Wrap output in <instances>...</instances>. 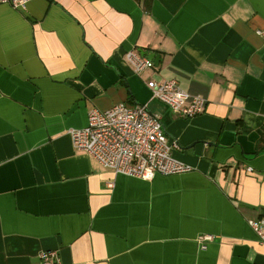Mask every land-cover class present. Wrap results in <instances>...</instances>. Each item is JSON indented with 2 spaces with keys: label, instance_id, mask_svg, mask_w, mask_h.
I'll return each instance as SVG.
<instances>
[{
  "label": "crops",
  "instance_id": "1",
  "mask_svg": "<svg viewBox=\"0 0 264 264\" xmlns=\"http://www.w3.org/2000/svg\"><path fill=\"white\" fill-rule=\"evenodd\" d=\"M258 30L264 0L0 1V264H264ZM132 50L158 65L137 76ZM169 80L203 114L152 99ZM117 104H148L192 171L145 181L77 151L69 130Z\"/></svg>",
  "mask_w": 264,
  "mask_h": 264
},
{
  "label": "built area",
  "instance_id": "2",
  "mask_svg": "<svg viewBox=\"0 0 264 264\" xmlns=\"http://www.w3.org/2000/svg\"><path fill=\"white\" fill-rule=\"evenodd\" d=\"M0 1L21 10L29 0ZM256 34L264 39V30H258ZM126 59L137 76L155 67L151 59L136 50L129 51ZM147 87L152 99L165 104L183 118L197 117L205 110V99L189 95L176 80L149 81ZM69 135L77 151L89 154L117 176L151 181L156 176H176L192 171L191 167L173 157L176 144L169 143L160 118L150 110L148 104H117L105 111L94 108L89 112L87 126L71 129ZM113 187L114 183L108 184V188ZM248 225L258 242L264 245V219L249 220ZM212 239L210 235H203L199 237V242ZM40 259L41 264H61L58 251L43 252Z\"/></svg>",
  "mask_w": 264,
  "mask_h": 264
},
{
  "label": "water",
  "instance_id": "3",
  "mask_svg": "<svg viewBox=\"0 0 264 264\" xmlns=\"http://www.w3.org/2000/svg\"><path fill=\"white\" fill-rule=\"evenodd\" d=\"M149 59H151L153 62H154V64L155 65H158V63H159V57H156V55H154V54H152V55H149V56H147Z\"/></svg>",
  "mask_w": 264,
  "mask_h": 264
}]
</instances>
